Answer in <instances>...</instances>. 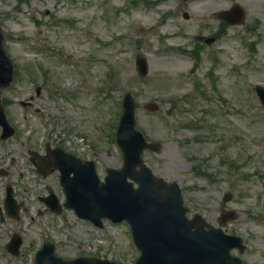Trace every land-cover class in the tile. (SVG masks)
<instances>
[{
    "label": "rangeland",
    "instance_id": "obj_1",
    "mask_svg": "<svg viewBox=\"0 0 264 264\" xmlns=\"http://www.w3.org/2000/svg\"><path fill=\"white\" fill-rule=\"evenodd\" d=\"M219 1L0 0L15 65L2 99L17 135L68 138L103 179L107 168L123 165L115 132L130 92L138 129L163 144L161 155H143L154 174L180 184L191 216L217 225L222 208L237 211L227 232L248 249L236 254L244 264H264V109L253 94L264 86V0H239L246 22L218 35L215 11L238 0ZM214 35L218 41L206 43ZM139 53L150 67L145 79L135 66ZM31 97L33 107H22ZM148 101L161 110L147 113ZM54 225L71 257L134 264L139 256L125 224L99 230L68 213Z\"/></svg>",
    "mask_w": 264,
    "mask_h": 264
},
{
    "label": "water",
    "instance_id": "obj_2",
    "mask_svg": "<svg viewBox=\"0 0 264 264\" xmlns=\"http://www.w3.org/2000/svg\"><path fill=\"white\" fill-rule=\"evenodd\" d=\"M137 67L143 77L148 74L147 62L141 56L137 58ZM12 80L13 65L4 51V37L0 30V85L8 86ZM257 93L264 103V88L258 87ZM124 105L125 112L117 133L124 168L109 169L105 183H101L92 162L82 166L74 161L73 170L62 167L68 196L66 206L74 209L80 218L100 227L105 218L114 223L127 221L141 251L136 264H241L238 258L230 256L233 248L244 250L241 240L226 236L222 229H215L200 216L188 220L178 184L167 185L143 164V151L149 149L159 154L161 145L148 144L135 129L134 101L130 94L125 96ZM145 108L157 111L159 106L149 103ZM0 126L4 127L6 135H13L1 101ZM71 172H74L73 178H70ZM128 179L139 188L135 189ZM227 218L221 221L222 225ZM86 264L113 263L96 260Z\"/></svg>",
    "mask_w": 264,
    "mask_h": 264
},
{
    "label": "flooded vegetation",
    "instance_id": "obj_3",
    "mask_svg": "<svg viewBox=\"0 0 264 264\" xmlns=\"http://www.w3.org/2000/svg\"><path fill=\"white\" fill-rule=\"evenodd\" d=\"M50 147L74 151L68 141L55 138L10 141L0 137V264H34L48 241L41 227L56 216L48 206L64 202L59 172L44 162ZM35 163L43 165L42 175L37 174ZM9 192L14 202L9 201ZM63 247L58 244L56 250ZM41 261L46 264L45 254Z\"/></svg>",
    "mask_w": 264,
    "mask_h": 264
},
{
    "label": "bare ground",
    "instance_id": "obj_4",
    "mask_svg": "<svg viewBox=\"0 0 264 264\" xmlns=\"http://www.w3.org/2000/svg\"><path fill=\"white\" fill-rule=\"evenodd\" d=\"M162 61H170V60H169V58H160V62H162ZM161 65L162 66H164V65L168 66L167 63H164V62H162ZM177 65L179 66V64H177ZM169 66H171V65H169Z\"/></svg>",
    "mask_w": 264,
    "mask_h": 264
}]
</instances>
